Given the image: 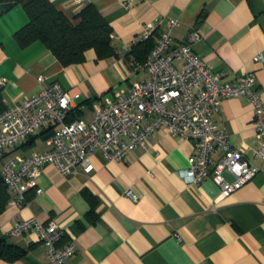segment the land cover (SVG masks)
I'll return each mask as SVG.
<instances>
[{"label": "crops", "instance_id": "1", "mask_svg": "<svg viewBox=\"0 0 264 264\" xmlns=\"http://www.w3.org/2000/svg\"><path fill=\"white\" fill-rule=\"evenodd\" d=\"M50 1L73 23L86 3L94 4L112 27L115 54L97 59L89 48L83 62L62 66L43 43H17L14 33L28 16L22 6L14 5L0 14V105L4 108L39 90L36 78L42 75L79 93L72 101L74 109L89 122L91 101L112 96L141 76L129 74L125 61L133 38L142 36L145 24L156 25L158 36L168 17L177 20L174 42L181 43L197 31L199 37L191 48L201 60L220 72L223 81L253 73L264 101V61L252 58L264 54V0ZM252 106L245 95L225 97L213 115L227 131L230 145L242 148L258 166L236 192L220 195L210 176L197 185L190 183L183 171L186 158L196 152L193 141L161 127L123 160L111 161L101 151L94 152L88 174L64 176L46 164L35 185L26 190L24 202L10 203L12 192L6 186L0 239L20 246L24 254L11 261L0 257V264H50L35 230L10 233L16 221L31 217L44 224L55 222L65 230L64 238L76 246L67 264H264V159L253 156L258 140ZM50 132L44 127L6 148L0 178L7 159L46 149L44 139ZM223 175L233 179L226 170Z\"/></svg>", "mask_w": 264, "mask_h": 264}, {"label": "built area", "instance_id": "2", "mask_svg": "<svg viewBox=\"0 0 264 264\" xmlns=\"http://www.w3.org/2000/svg\"><path fill=\"white\" fill-rule=\"evenodd\" d=\"M163 25L145 62L125 60L129 74L141 76L134 77L126 89L91 101L89 122L80 117L68 119L74 108L72 101L79 93L42 75L36 78L39 90L0 112V159L6 148L44 127L51 130L44 139L46 149L19 154L3 163L1 179L12 192L10 203L25 201L26 190L35 185L46 164L55 166L64 176L88 174L93 168L90 162L94 152L101 151L111 161L123 160L161 127L193 141L196 152L186 158L183 171L190 183L197 185L210 176L219 185L220 195L227 196L251 180L258 166L245 157L242 148L230 145L227 131L217 125L213 115L221 99L245 95L254 107L252 120L258 146L253 156L264 159V101L254 74L248 72L223 81L222 74L213 72L192 50L191 43L199 37L197 31L178 43L172 37L177 20L168 17ZM155 26L145 24L142 36L134 37L126 51L144 40ZM252 58L264 61V54ZM225 170L232 174L231 181L224 177ZM28 230H35L46 246L50 264H67L76 252L74 242L64 238L65 230L55 222L21 219L10 233L17 236Z\"/></svg>", "mask_w": 264, "mask_h": 264}, {"label": "trees", "instance_id": "3", "mask_svg": "<svg viewBox=\"0 0 264 264\" xmlns=\"http://www.w3.org/2000/svg\"><path fill=\"white\" fill-rule=\"evenodd\" d=\"M14 5H20L27 13V22L14 36L17 43L26 46L34 41L43 43L57 58L62 66L84 61L85 53L93 48L97 59L115 54L111 44L112 27L102 13L92 3L86 5L74 15L77 23L66 17L50 0H0V14ZM156 26L152 32L138 44L128 50L125 60L132 58L135 63L145 62L156 41ZM1 104V95H0ZM5 108L0 105V112ZM80 110L70 112L68 119L78 118ZM2 178V177H1ZM0 178V212L8 200V192L3 179ZM90 198L87 191H83ZM66 239V238H65ZM20 246L0 239V257L6 261L18 259L24 254Z\"/></svg>", "mask_w": 264, "mask_h": 264}]
</instances>
